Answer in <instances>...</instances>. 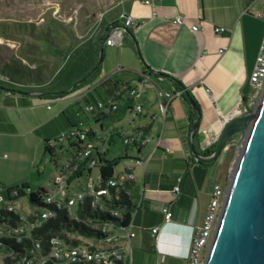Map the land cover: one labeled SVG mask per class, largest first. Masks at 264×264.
I'll return each instance as SVG.
<instances>
[{"label":"crops","instance_id":"obj_1","mask_svg":"<svg viewBox=\"0 0 264 264\" xmlns=\"http://www.w3.org/2000/svg\"><path fill=\"white\" fill-rule=\"evenodd\" d=\"M67 3L68 8L76 10L71 18L76 29L73 34L85 36L75 47L91 41L80 59L81 70L72 77H84L98 63L89 80L115 72L112 79L116 83L129 81L136 85L145 109L131 123L130 102L123 100L117 111L96 121L85 119L92 127L109 134L110 143L117 140L116 125L127 130L140 126L149 134L150 140L141 151L145 162H130L136 199L132 264H185L191 225L201 224L212 186L218 182L208 177V169L215 165L216 159L198 161L191 153L190 140L205 154L214 144L206 147L207 142L220 133L228 116L250 101L252 88L248 77L264 32V20L260 16L264 1L154 0L147 4L144 0H67ZM125 14L135 17L138 24L124 28L121 45L103 44L110 24L119 22ZM177 15L183 16L181 24L174 21ZM194 23L201 28L192 30ZM215 25L226 29L215 33ZM220 48H224L223 52ZM98 50H102L99 62ZM118 66L121 70L116 71ZM63 68L58 65L51 76ZM140 73L147 74L160 87L164 84V89L182 88L180 83L188 90L200 113L193 131L190 103L184 94L171 101L164 118L148 117V113L157 112V98L149 83L138 80ZM50 78L35 84L18 83L23 87L17 88L0 83L1 185L26 183L37 188L38 184L30 180L42 174L39 164L48 154L43 148L44 141L56 138L70 127L63 110L74 103L73 93L56 95L54 92L67 87L36 86ZM105 96L106 93L102 94ZM122 111L128 118L126 126L121 123L122 118L113 124L105 123L106 118ZM61 115L68 126L62 122ZM152 131H155L153 137ZM107 151L108 148L106 158ZM115 170L119 171L117 165ZM176 185L179 191L174 194ZM164 206L172 213L169 221L164 219ZM153 227H158V231L153 233Z\"/></svg>","mask_w":264,"mask_h":264},{"label":"built area","instance_id":"obj_2","mask_svg":"<svg viewBox=\"0 0 264 264\" xmlns=\"http://www.w3.org/2000/svg\"><path fill=\"white\" fill-rule=\"evenodd\" d=\"M154 0H144L152 3ZM160 1V0H159ZM264 20V12L260 13ZM175 23L181 24L183 16L177 15ZM138 24L131 14L122 15L119 22L110 24L109 31L104 34L103 44L121 45L123 42V30ZM201 27L198 23L191 25L192 30ZM222 25H215V33L225 31ZM224 48L219 51L223 52ZM121 70L118 66L116 71ZM115 72L104 77L89 80L73 91L74 100L82 101L88 92L106 77H111ZM140 82L150 84L157 98V112L148 113L151 119L161 115L166 116L171 101L183 95V89L168 90L152 82L145 73L139 74ZM252 88L250 101L236 109L229 117L241 115L247 111L253 101L256 103L261 90L264 88V32L258 46L254 66L248 77ZM140 91L133 82L124 81L116 83V89L104 98H96L94 101H82V108L88 115L109 114L118 110L121 101H129V120L131 123L145 113L143 103L140 102ZM249 112V111H248ZM227 118V119H228ZM124 134V141H135L142 145L149 142V134L145 135L142 127L134 126ZM217 134L207 142L206 147L218 140ZM55 143L50 142L53 150L44 156V163H51L54 175L48 184L47 191L40 196L39 203H32L29 197L30 188L20 193V188H10L0 184V239H12L18 243L28 240L29 245L24 253L14 256L11 264H132L131 239L136 235L133 224V215L129 222L123 227H117L114 223L102 218L93 217L109 210L110 202L120 198L118 188L126 181L134 179L132 165L126 164L119 171L115 170L113 175L102 180L100 177V164L105 157V144L109 141V134L101 129L94 128L88 124L82 115L77 117L74 125L61 132ZM161 137L157 138L160 142ZM74 144V145H71ZM57 146H61L57 148ZM168 151L169 148H166ZM62 154H66L60 160ZM132 162L143 164V155ZM44 168V166H43ZM114 189V192L112 191ZM228 184L215 182L212 186L209 202L199 225H191V234L187 252L185 253V264H206L207 255L212 236L216 230L219 217L227 196ZM179 186L173 188L174 194L178 193ZM24 198V200H23ZM61 209H66L70 219H73L89 230L97 233V236H83L75 233L69 234L71 238L80 239L81 242L71 244L59 236H51L47 245L44 246L41 237H35L34 232L41 228L44 222L57 216ZM118 216V210H111ZM165 221L171 218L168 207H162ZM134 214V213H133ZM158 231L153 227L152 232Z\"/></svg>","mask_w":264,"mask_h":264},{"label":"rangeland","instance_id":"obj_3","mask_svg":"<svg viewBox=\"0 0 264 264\" xmlns=\"http://www.w3.org/2000/svg\"><path fill=\"white\" fill-rule=\"evenodd\" d=\"M67 4V0H0V74L7 75L3 69L7 64H14L13 60L17 59V64L24 70V74L13 75V80L16 81L35 84L36 79L33 72H42L43 75L50 78L52 71L58 65H62L64 68L60 72L53 73L46 83L36 84V86L48 88L53 86L54 89H59L62 86L70 89L77 79L80 80L83 77L75 78V76L73 78L72 76L81 70L79 67L80 59L85 55L91 41L75 47L77 45L75 43L83 40L85 36L73 34L76 29L71 18L74 17L76 10H71ZM99 52L100 50L96 51L97 60L99 59ZM8 76L11 77L12 75L9 74ZM0 83L15 88L23 87L1 75ZM160 85L163 87L164 84L161 83ZM250 91L252 92V89ZM250 91L249 94H251ZM66 96L69 98L70 94ZM255 104L254 101L250 103L247 111L243 114H250ZM61 118L62 122L68 126L65 118L63 116ZM120 118L123 119L121 123L126 126L128 118L123 111L106 118L105 123L113 124ZM120 128L121 125L115 127L117 130ZM122 130L125 133L131 131L125 128ZM154 132L152 131L151 137L154 136ZM239 136L237 133L230 137L226 147L217 157L215 165L208 169L209 178L216 179L221 184L229 183L243 146L242 142H239ZM109 143L108 141L105 144V149L108 148L106 155L109 159L116 155H123L125 149L128 153L130 152L129 148L119 138L115 142ZM194 148L199 152L200 146H197L196 143ZM65 155L62 154L60 160H63ZM127 161L129 160H126L125 163ZM119 163L117 164L118 170L123 169L127 164L124 161H119ZM44 165L46 166L43 168ZM39 170L42 174L38 178L33 177L30 183L35 182L38 186L46 185L55 171L50 162L44 163V161L39 164ZM3 256L4 250L0 248V264L3 263Z\"/></svg>","mask_w":264,"mask_h":264},{"label":"water","instance_id":"obj_4","mask_svg":"<svg viewBox=\"0 0 264 264\" xmlns=\"http://www.w3.org/2000/svg\"><path fill=\"white\" fill-rule=\"evenodd\" d=\"M101 57L102 50L99 52L98 62ZM97 65L98 63L81 80L86 79ZM179 85L194 108L192 96L182 84ZM195 113L192 131L200 118L197 109ZM237 133L243 146L228 183L227 196L210 242L206 264H264V88L250 114L233 115L226 120L210 155L197 152L192 140L191 153L198 161H214L226 147L230 137Z\"/></svg>","mask_w":264,"mask_h":264},{"label":"trees","instance_id":"obj_5","mask_svg":"<svg viewBox=\"0 0 264 264\" xmlns=\"http://www.w3.org/2000/svg\"><path fill=\"white\" fill-rule=\"evenodd\" d=\"M14 64H7L5 69H3L4 73H7L6 76L9 74L12 75L11 77L8 76L11 80L14 79L13 75H22L24 74V70L18 66L17 64V59L13 60ZM97 69H95L90 75H92ZM30 74V73H29ZM35 76V81L36 83L39 82H45L48 77L42 74V72H36L34 73ZM32 75V74H31ZM87 73H85L84 76H86ZM90 75L86 77V79L81 80L79 82H75L70 89H62V90H57L54 92L56 95H64L67 94L71 91H73L75 88H77L79 85L89 81ZM14 82L17 83H24L28 84L29 82H24V81H16L13 80ZM34 81V82H35ZM116 89V82L111 78V77H106L102 81L98 82L90 92L87 93V95L83 98L84 101H94L96 98H104L102 97V94L106 93L107 96L111 94V91L113 92ZM106 97V96H105ZM82 100V101H83ZM194 100V99H193ZM82 101L79 100H74L70 108H65L63 110L65 117L67 118L68 122L70 123V126L74 125L76 122L77 117H80V115L83 116V118L88 119L92 118L94 121H96L99 117L106 116L108 114H92L88 115L84 112L82 108ZM199 111L198 105L194 100V108L190 105L189 108V117H190V122L192 123L195 120L196 113L195 110ZM110 114V113H109ZM143 132L145 135H148V132L145 128H143ZM116 138L120 139L127 148H129L130 152L125 149L123 155H116L113 158L109 159L104 157L101 161L100 164V177L102 180L106 179L107 177H110L113 175L115 171V167L118 164L119 161L122 160H129L128 162L134 161L139 159L143 154H142V148H144V145L137 143L135 141H124V134L121 133L119 130L115 132ZM57 141V138H54L52 140H45L43 144V148L45 153H49L52 151L54 148L51 146L50 142L55 143ZM111 139H109V142ZM216 143L213 144L211 148H207L204 151V155H210L215 147ZM74 145V144H71ZM61 146H57V148H60ZM130 154V156H128ZM134 185V179L128 180L125 182L124 185L120 186L118 188V192L120 194V198L118 199H113V201L110 202L109 210H106L105 212H100L99 214H93V217H99L104 220L110 221L114 223L117 227H123L125 226L129 220L131 219L133 213L136 210V199L133 196V191L132 187ZM20 188V193L22 194L23 190H26L27 188H30L29 192V197L32 203H39L40 202V196L47 191V188L45 185L38 186L37 188L31 187L29 184L26 183H21L15 186H9L8 189L10 188ZM114 192V189H112ZM112 209L118 210L119 215L116 216L113 214L111 211ZM1 215L4 214L2 210H0ZM5 215V214H4ZM75 233L83 236H97V233H95L92 230H89L87 227H85L83 224L70 219L66 209H61L58 211L57 216L53 218L47 219L43 226L36 230L34 232L35 237H41L42 242L44 246L47 245L48 239L51 236H59L62 239H64L66 242L71 243V244H77L81 242L80 239L77 238H71L69 234ZM29 245V241L26 240L23 243H18L12 239H5L1 238L0 239V248L4 250V256H3V263L2 264H11L12 260L14 259V256H18L26 250V247ZM8 252H12L14 256L7 254Z\"/></svg>","mask_w":264,"mask_h":264},{"label":"flooded vegetation","instance_id":"obj_6","mask_svg":"<svg viewBox=\"0 0 264 264\" xmlns=\"http://www.w3.org/2000/svg\"><path fill=\"white\" fill-rule=\"evenodd\" d=\"M208 156V155H207Z\"/></svg>","mask_w":264,"mask_h":264}]
</instances>
